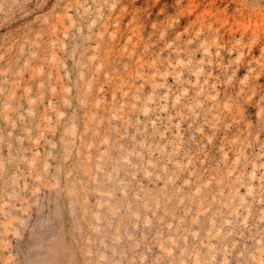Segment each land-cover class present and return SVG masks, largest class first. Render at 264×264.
I'll use <instances>...</instances> for the list:
<instances>
[{
	"label": "rangeland",
	"instance_id": "rangeland-1",
	"mask_svg": "<svg viewBox=\"0 0 264 264\" xmlns=\"http://www.w3.org/2000/svg\"><path fill=\"white\" fill-rule=\"evenodd\" d=\"M0 264H264V0H0Z\"/></svg>",
	"mask_w": 264,
	"mask_h": 264
}]
</instances>
